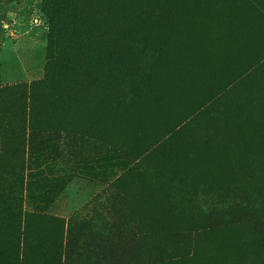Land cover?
Returning <instances> with one entry per match:
<instances>
[{
  "label": "rangeland",
  "instance_id": "1",
  "mask_svg": "<svg viewBox=\"0 0 264 264\" xmlns=\"http://www.w3.org/2000/svg\"><path fill=\"white\" fill-rule=\"evenodd\" d=\"M81 1L0 0V127L7 108L20 119L16 98L32 89L37 99V124L25 130L35 184L23 194L24 225L47 250L32 248V262L75 239L73 215L100 212L118 224L109 241L118 264H264V0H178L191 11L170 51L152 62L144 39L124 67L131 106L112 78L121 67L99 73L108 64H90L91 51L70 72L76 53L50 50L47 5L67 16ZM82 81L86 101L108 88L102 116L72 108ZM15 125L0 134L4 173L24 134Z\"/></svg>",
  "mask_w": 264,
  "mask_h": 264
},
{
  "label": "trees",
  "instance_id": "2",
  "mask_svg": "<svg viewBox=\"0 0 264 264\" xmlns=\"http://www.w3.org/2000/svg\"><path fill=\"white\" fill-rule=\"evenodd\" d=\"M82 1L86 2L87 7L88 4L93 6L95 11L85 13L82 9L84 7ZM82 1L78 5L74 3V7H68L70 15H63L64 17L59 15L58 5L54 3L51 6L47 5V14L50 20V39L53 44L50 50L54 53V43H58V45L63 43L65 44L63 47L65 55L68 50L76 53L74 58L70 62L68 61L71 66L70 72L76 71L77 65L79 69H82L89 64L86 57L91 51L94 59L90 61V64L96 62L108 64L106 69H98L99 73L112 70L115 67H121L118 71L120 74H115L112 78L115 79V87L118 94L123 97L124 102L128 106H131L133 101L129 100L131 89L128 86L130 74L127 68L124 71L126 63L129 60L134 63L132 61L134 57L131 55L142 52L140 49L141 45L145 43L144 39L147 43L146 54L152 56L154 59L152 62L159 60L163 52L170 51L174 35L178 36L182 31L174 32V29L185 23V18L191 11L190 6L185 5L191 2L155 0L146 5L143 10L138 11L139 5L143 7V4L140 3L147 0ZM177 6L179 7L177 8ZM100 10L103 14H100ZM141 13H144L146 17L144 19L140 17L135 20L134 17ZM133 18L134 20H132ZM86 20L91 23V30L85 25ZM65 30L67 34L63 36ZM132 33L140 38L139 42L133 39L136 37H131ZM190 34H193L192 29ZM196 43L200 42L197 40ZM196 43L193 44L198 49ZM111 62L113 63L112 66L109 65ZM47 74H49V69ZM120 78L125 81L124 86ZM85 81L87 82V80ZM94 81H97L95 75ZM81 84H83V81L76 85L78 86V92L73 94L72 108L80 107L79 111L82 114L87 113L90 117L94 110H99V116L100 113L102 116L106 107L107 110L109 108L108 88L104 90V98L101 101L98 102L95 98L94 101L92 99L86 101V93L80 92V89L83 88ZM90 84H93V82H90ZM88 87L90 85L85 84L84 88L88 89ZM14 101H17L14 107L20 111L18 115L20 119L16 120L15 116L17 114L14 113L11 107L7 108L8 111L5 110L7 116L4 117L5 122L0 127V134L14 128L12 124L15 122L16 127L20 123L19 127L24 129V134L19 139L17 137L18 141H13L15 150H13L9 158L6 173L2 171V167L0 168V264H35L30 259L32 248L36 249V252L42 253L47 250V243L34 245L29 241L26 237L24 225L27 213L23 209V203L25 202L23 194L25 191L28 193L32 192L35 184L34 179H26L29 175L32 155L30 156L29 154V137L25 134L27 128L33 129L35 128L34 125L37 124L35 123L37 119L34 117L37 112L35 91L31 89L28 94H23ZM6 107L8 106L5 105ZM28 120L29 125L27 126ZM52 139L54 156H58L60 153L59 136L55 135ZM110 218L113 219V217H108L100 212L73 215L71 217V228L75 239L55 245L51 252L47 251L48 259L46 254L39 255L35 259L36 264L120 263L121 256L109 245V241L118 233V224L113 223Z\"/></svg>",
  "mask_w": 264,
  "mask_h": 264
},
{
  "label": "crops",
  "instance_id": "3",
  "mask_svg": "<svg viewBox=\"0 0 264 264\" xmlns=\"http://www.w3.org/2000/svg\"><path fill=\"white\" fill-rule=\"evenodd\" d=\"M0 154H1V136H0Z\"/></svg>",
  "mask_w": 264,
  "mask_h": 264
}]
</instances>
